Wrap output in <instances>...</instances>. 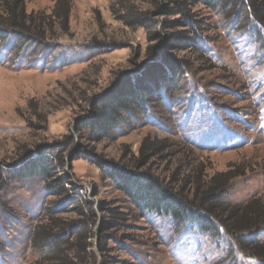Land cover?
Instances as JSON below:
<instances>
[{
  "label": "rangeland",
  "instance_id": "1",
  "mask_svg": "<svg viewBox=\"0 0 264 264\" xmlns=\"http://www.w3.org/2000/svg\"><path fill=\"white\" fill-rule=\"evenodd\" d=\"M68 1L63 25L51 18L58 0H24L26 14L49 22L41 41L4 34L0 18V264L56 257L33 244L54 226L68 228L58 243L73 264H264L222 231L145 212L109 176L151 173L191 199L229 172L226 204L264 201L260 26L233 1L216 10L193 0ZM184 2L194 29L174 25L181 16L171 10ZM166 61L179 68L172 90L109 137H92L82 123L94 106L128 79L147 75L153 87L172 77ZM146 138L168 148L142 166ZM33 164L49 176L27 175Z\"/></svg>",
  "mask_w": 264,
  "mask_h": 264
},
{
  "label": "trees",
  "instance_id": "2",
  "mask_svg": "<svg viewBox=\"0 0 264 264\" xmlns=\"http://www.w3.org/2000/svg\"><path fill=\"white\" fill-rule=\"evenodd\" d=\"M193 1L194 5L201 4L215 10L231 6L232 1L238 3L236 4L238 8L243 7L245 12L247 11L257 25L260 26L261 30L258 31L257 37H264V0ZM56 6L57 9L51 18L57 21L64 19L63 25H67L70 14L69 1L58 0ZM171 11H173L172 16H181V19L174 21V25H179L180 28L184 29L196 28L193 20L189 17L190 12L186 8V2L177 4L176 8ZM239 13L238 11V15ZM0 16L2 19L5 18L3 21L7 23V26L4 25V34L27 38L29 41H41L46 38L43 27L49 22H45V18L36 20V16L33 14H26L24 0H0ZM35 24H37V28L31 31L30 26ZM170 24L165 21L166 28H169ZM0 25H3L1 21ZM177 36L170 39L171 44H181L182 41L176 39ZM158 37L161 38L159 35ZM170 46L166 47L167 50L172 47ZM168 64H170L169 69L173 70L172 77L168 78L162 74L153 87H147V75L137 78L136 84L131 83V79L126 80L115 92L103 98L94 106L95 117L84 120L82 125L91 131L92 137L102 139L109 137L119 129L124 121V116L138 112L147 113L151 103L156 102V100L160 101L167 95L168 90H172L175 86L174 73L177 74L179 68L173 66L171 61ZM167 148L165 141L146 138L140 149V164L144 166L148 161L162 154ZM99 164L102 168L105 167L101 161H99ZM24 172L32 176L38 172L49 176V171L34 164L25 169ZM110 172V178L114 179L120 190L138 208L158 216L170 217L177 223L196 227L203 233L218 235L219 231H222L233 238L243 253H248L256 260L264 263V248L260 246L264 243L261 244L256 241L258 237L264 234V201L253 200L244 206H233L226 204L224 201L226 192L230 184L237 178L236 176H232L228 172L209 179L202 185L204 191L200 193V187H198L197 193L199 192V195L195 193L190 199L184 197L180 192L174 191L171 184H164L151 173L129 175V173L119 169H112ZM198 183L200 184V182ZM56 230L59 233H55ZM66 231H68V228L54 226L43 236H37L33 241V244L39 248L49 249L52 253L58 251L56 257L45 259V264H73L68 262V257H66L68 251L60 249L61 245L58 243L61 234ZM249 239H252L255 243L247 242ZM71 250L79 251V258L86 252V248H81L78 244L74 245Z\"/></svg>",
  "mask_w": 264,
  "mask_h": 264
}]
</instances>
